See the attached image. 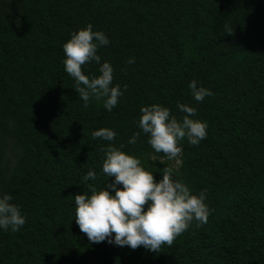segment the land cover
<instances>
[{"label": "trees", "instance_id": "1", "mask_svg": "<svg viewBox=\"0 0 264 264\" xmlns=\"http://www.w3.org/2000/svg\"><path fill=\"white\" fill-rule=\"evenodd\" d=\"M89 22L109 39L98 55L123 91L111 112L95 99L84 107L62 63L63 42ZM193 79L214 95L194 101ZM177 102L196 108L207 135L168 161L137 120L151 103L179 118ZM100 127L113 141L92 137ZM109 143L156 180L167 166L207 189V223L158 253L89 242L73 196L111 182L100 171ZM89 169L96 179L84 181ZM0 192L25 216L0 230V264H264V0H0Z\"/></svg>", "mask_w": 264, "mask_h": 264}, {"label": "clouds", "instance_id": "2", "mask_svg": "<svg viewBox=\"0 0 264 264\" xmlns=\"http://www.w3.org/2000/svg\"><path fill=\"white\" fill-rule=\"evenodd\" d=\"M224 31L231 34V27ZM109 43L102 30H94L89 22L63 42L64 71L73 79L74 90L87 107L90 99L102 102L111 112L123 95L119 84H113V66L101 61L98 48ZM134 57L126 60L133 64ZM88 63L97 65L96 74L85 73ZM124 88L127 86L124 85ZM196 102L214 95L209 88L193 79L187 85ZM182 115L177 118L169 107L161 103L142 105L137 120L140 132L147 134V143L155 153H163L168 161L177 160L181 154V141L197 145L207 135V122L196 117V108L189 104H176ZM93 138L113 141L116 133L109 127H100L91 133ZM138 132H133L128 143L135 144ZM124 145L109 143L103 149L100 171L111 177L110 183L97 188L88 185L87 191L75 194L74 217L81 233L91 243L106 242L135 250L143 247L158 253L161 245L171 246L173 240L186 231L195 221L196 227L207 223L210 208L206 204L207 189L193 192L190 186L178 178L172 168L163 167L161 177L154 179L153 172L141 166L138 157L123 151ZM164 164L163 160H159ZM95 180L92 169L82 177ZM25 224L20 206L13 202L8 192H0V230L16 232Z\"/></svg>", "mask_w": 264, "mask_h": 264}]
</instances>
